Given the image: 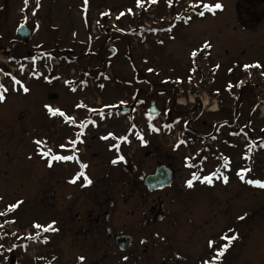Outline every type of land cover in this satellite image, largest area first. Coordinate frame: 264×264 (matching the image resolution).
Masks as SVG:
<instances>
[{
	"label": "rangeland",
	"instance_id": "1",
	"mask_svg": "<svg viewBox=\"0 0 264 264\" xmlns=\"http://www.w3.org/2000/svg\"><path fill=\"white\" fill-rule=\"evenodd\" d=\"M149 1L157 4L156 11L154 9L149 15L143 13L136 21L142 18L148 19L149 16L157 20L158 16L170 15L168 23L163 25L164 32L160 34L161 45H156L149 34L145 37L148 39L143 42L141 38L132 39L129 35L124 36L121 32L114 31L113 28L118 24L120 31L133 25L131 15L126 14L119 19L117 17L118 11L123 7H131L136 14L137 0H88L87 5L84 0H39L38 8H36V0H29L26 7L24 0H0V36L3 41L15 36L16 28L24 22L23 17L27 18L28 14L30 18L28 25L35 31L27 46L20 42L15 46L13 55L22 58L27 54L28 48L35 52L39 50L44 52L40 55H31L34 60H37L36 57L39 56L37 61L40 63L38 65L36 61L31 60L29 64L35 73L32 74L33 79L30 83L23 85V88L29 89L27 93L19 89L22 83L20 81L16 83V80L8 74L3 76L0 83L8 89L7 92L0 89V93L5 96V99L0 102V186L2 187L11 177L12 187L6 186L5 196L10 198V193L14 192L17 194L15 199L22 201L17 206V219L12 225L16 235L14 243L17 246V264H31V262L33 264H124L125 257L132 262L134 256L135 260L140 258L147 260L146 263L139 262V264H162L163 260H172L171 255L170 257L165 255L162 243L161 247H158V242L156 249L160 248L158 252L160 251L162 257L151 256L153 248L152 241L149 239L150 234L146 237L148 242L142 240L146 244H143L147 250L145 254L138 252L142 246L140 240H138L139 244L134 245L128 253H119L116 248L109 249V240L102 234L106 226H109V220L106 221L103 217L91 221L89 225L93 230L92 233L98 235L94 237L97 240L95 241L97 249H94V244L89 243V236L74 234L78 226L75 228L71 220L73 218L68 215L69 204H62L58 195H56L55 203L46 199L48 195H45V191L50 189L46 184L57 186L58 180L69 175L60 167L55 168L52 174L42 175L46 171L42 169L43 161L39 157L40 153L49 147L50 141H53L54 149H59V143L63 142L62 139L67 133V130L60 125L61 118L57 116L47 118L42 107L48 101L49 93L52 92L58 95L55 104L64 115H68L71 108L80 101L79 98H84L87 106L98 105L96 110L100 108V111L97 117L109 118V133L113 134L114 139H116L114 136H123V133H127L128 140L132 138L122 143L121 148L127 151L131 145V148L135 149L134 155L139 153L138 133L144 138L140 148L142 153H148L149 142L153 141L161 151L183 154L188 159L189 154H197L196 141L199 139L196 134H209L213 128L210 125L213 121L229 122L236 119L240 122L243 119H252L253 121L249 123L255 125V130L257 127L258 132V137L254 138L256 148L251 149L250 144H241L230 138V128L225 126H223V139L215 140L214 145L210 146L211 152L219 155L223 163L227 161L229 165L227 171L222 168L220 161L210 165L211 170L213 168L215 171L218 170L216 179H212V187L219 185L218 188H222L221 191L225 190L224 198H222L221 206L212 211L211 205L207 206L205 201L208 198L211 204L212 197L216 193H212L213 190L205 191L206 186H209L208 183L194 180L198 184L193 186L191 213L194 224H200V226H195V234L188 230L183 238L174 239L171 248L179 249L177 254L180 256L173 259L176 263L172 261L169 264H204V261L213 260L217 250L223 244L229 243L222 237L232 233L237 234L238 238L230 242L223 256L214 263L264 264V189L246 183L249 179L264 180V107L260 106V109L254 111L252 100L253 98H259L262 101L264 99V75H262L264 58L256 59L248 52L240 51L241 46L245 50L250 49V45L246 43L249 33L245 31L247 36L243 43H239L236 38L238 31L233 29L235 20L233 0H219L223 4V10H215L214 14L203 8V3L214 4L216 0ZM187 1L195 3V8L191 5L184 6V2ZM166 7H170L169 13ZM33 9H35V15H33ZM199 11H204L205 15L203 17L197 15ZM189 13L192 16H189ZM172 15L176 19L171 21ZM94 22L95 27H93ZM113 36L117 37L112 38ZM205 41L211 44L210 48L204 47ZM108 45L116 48L115 54L111 57L106 51ZM194 50L195 56L191 55ZM85 51L92 54L91 63L94 66L95 59L96 62L100 60L104 62L103 71L97 73V76L102 75L101 81L98 80L101 84L93 78L91 81L94 87H87L86 82L89 79H85L88 77L84 78L85 73H82L89 61L85 57L87 54L81 56ZM61 53L78 57L70 63L59 57ZM52 58L61 60L57 65L58 71L55 70L57 67ZM254 62H259L261 67L259 69L243 67L245 64L252 65ZM148 69L153 71L149 72ZM59 72L71 82L73 78H76L75 76L79 75L83 82L82 90L75 92L72 90L75 87L74 84L71 86L58 83ZM189 77H191L190 82ZM177 78L180 80L179 83L176 82ZM202 79L209 82L204 84ZM199 83H202L200 85L205 88L202 90L204 94L199 92L202 103L204 99H208L209 104L205 106L206 109L194 113L186 110V114L193 119L192 131L186 136L191 140L184 142L179 148L174 147L175 149L169 148L173 142L172 136L171 139L166 140L168 147L160 144L154 136L150 135L151 132L147 133L152 127H146L144 121L145 126L141 123L142 118L146 117L148 101L154 98L163 106L167 101L170 103L175 94L184 92L189 86L192 88L194 85L199 86ZM137 87H139L138 92ZM212 92L217 94L218 98ZM126 94L129 98L135 95V103L144 108L142 116L119 112L116 104L118 99L124 98ZM174 104L178 107L177 102ZM213 104L217 105L215 109H212ZM217 109L219 113L216 112ZM213 111L215 112L211 113ZM125 118L129 120L126 121ZM170 122L169 120L168 123ZM127 124L130 130L128 132V129H125ZM250 127L253 128V126ZM220 133L216 135L217 138L220 137ZM37 139L42 141L40 145L34 143ZM93 139L95 137H91L90 142L95 141ZM100 144L104 145V143ZM232 146L236 147L238 158L233 155ZM244 153L247 157H243ZM150 159L152 158L149 156L141 157L138 164L142 165L145 160V166L149 165ZM238 173L239 177H244V180L235 179ZM47 176H50L52 183L47 182ZM204 176L209 174L204 173L201 178ZM224 176L228 177L227 183L223 182ZM52 196V189H50L48 198ZM147 206L148 204L146 208ZM132 207V204H114L110 212L115 227L119 228L123 223L127 227L131 223L142 221V214L130 213L133 210ZM209 211L214 214L211 213L208 216ZM218 214L221 216L219 217ZM241 215L245 218L237 219ZM55 218L61 219L60 223L64 225L65 233L53 236L33 226L34 222L47 226L51 219ZM205 218L208 220L207 224L202 225ZM55 223L57 225L59 221ZM39 230L48 233V235H42L49 238L48 244H40L37 241L25 243V236L35 237ZM229 230L232 231L229 232ZM171 233L169 231L166 235ZM85 241L88 244L84 245ZM181 241H183L182 245L184 242L187 244L186 248L181 247ZM209 241L214 242L211 247H209ZM0 247H3V244H0ZM50 252L58 253L59 257L52 256ZM81 256L84 257L83 261L78 259Z\"/></svg>",
	"mask_w": 264,
	"mask_h": 264
},
{
	"label": "flooded vegetation",
	"instance_id": "2",
	"mask_svg": "<svg viewBox=\"0 0 264 264\" xmlns=\"http://www.w3.org/2000/svg\"><path fill=\"white\" fill-rule=\"evenodd\" d=\"M233 2L235 14L234 30L238 31L236 38L239 43H243L247 36L246 33H249L246 43L250 45V49L245 50L241 46L240 51L242 53L248 52L256 59L264 58V0H233ZM77 111L80 115L73 118L74 123L66 120L62 124L63 129H66L67 133L62 139L63 142L59 144H63L65 147L59 150H52V154L74 156L76 159L54 161L52 167H48L46 161L50 157H42V152L39 156L43 161L42 169L46 171L42 175L52 174L53 170L58 167L69 174L64 176L62 180H58L57 186L46 184L52 189L53 196L48 198L50 189L45 191V195H48L46 199H49L52 203H55L57 200L56 195H58L62 204H69L68 215L73 218L71 220H73L75 228L78 226L74 234L83 235L84 237L89 236V243H93L94 249H97L95 244L97 240L94 237L98 235H95L94 232L92 233L93 230L89 225L91 221L99 220L103 217L104 220H109V226L107 225L105 231L102 232L109 240V249L113 250L116 248L119 253H128L134 245L139 244L138 240H146L148 242L146 237L150 234L149 239L152 241V251H154L156 257H160V252L155 251L157 242L159 243L158 247H160L161 243L164 246H170L174 239H181L187 235L188 230L194 233L195 224L192 218L191 206L194 194L193 186L197 184H193L189 188L185 182L192 179L195 168L198 172L199 168L190 164L183 154L161 151L153 141L149 142L148 153H142L140 148L144 138L140 136V133H138L139 143L137 147L140 153L138 155H134L135 149H132V152H127L124 148H121L122 143H119L118 138H112L113 140L109 144V138L106 140L101 139V137L107 136L109 133V118L97 117L96 111L83 103L80 104ZM128 125L125 126L126 130L129 127ZM124 135L125 133L121 136L125 137ZM91 137H95L93 139L95 141L90 142ZM73 140L77 141L74 146L70 143ZM80 141L83 142L81 143ZM100 143H104V145L101 146ZM112 145H118V148L110 147ZM48 150L45 149L43 151ZM117 155H123L125 159L113 165L110 161ZM147 156L152 158L148 161L149 165L145 166V160H143L142 165L138 164V160L141 157ZM81 165H86L87 167L82 168ZM159 165L165 167L163 171L166 175H162L158 181L146 185V177L153 174ZM115 168L118 171L114 170ZM205 168H208L207 160ZM79 172H84L92 183L87 187H82L83 177H79L76 183H70L69 181ZM49 177L47 176L46 180L48 183H52ZM11 179L9 177L2 187L0 186V212H5V215L0 216V244H3V247H0V257L2 258L0 264H17L18 257L16 253L17 246L14 243L16 235L12 229V225L17 219V208L12 212L6 211L7 206L17 202V198L15 199L17 194L13 191V194L10 193V198L5 196L6 186L12 187ZM166 182L169 183L164 187H160ZM155 186L159 187L150 189L155 188ZM218 187H206L205 189L207 192L213 190L212 193H216L212 197L214 201L212 200L211 204L208 198L205 201L207 206L208 204L211 205L212 211L221 206L222 198L225 195V190L221 191L222 188ZM135 194L136 196H134ZM119 203L123 205L132 204L133 210L130 213L142 214V221H138L135 224L131 223L127 227L124 223L119 228L115 227L112 223L110 210L114 204L117 205ZM146 204H148L147 208ZM210 213L213 212L209 211L207 215L209 216ZM218 216L220 217L221 214H218ZM51 220L59 221L57 225L56 223L53 225L57 229V231L51 232L53 236L65 233V227L60 223L61 219L55 218ZM207 221L205 218L203 224L206 225ZM139 228L142 229L139 230ZM169 231L172 232L171 235H166ZM38 233L39 235H36V237H28V241L48 244L49 239H47V242H43V232L39 230ZM128 243L129 247L127 249H119L124 248ZM83 244H88V242L85 241ZM143 244L145 243H142L138 252L145 254L147 250ZM50 253L52 256L59 257L56 252ZM133 258L135 256L132 257V262L129 261V258L123 259V263L139 264V262L146 263L147 261L141 258L137 260ZM31 264L33 263L31 262Z\"/></svg>",
	"mask_w": 264,
	"mask_h": 264
},
{
	"label": "snow or ice",
	"instance_id": "3",
	"mask_svg": "<svg viewBox=\"0 0 264 264\" xmlns=\"http://www.w3.org/2000/svg\"><path fill=\"white\" fill-rule=\"evenodd\" d=\"M28 2H29V0H24L25 7L27 6ZM139 2H140V0H137V3L138 4H139ZM84 3H85V5H87L88 0H84ZM39 6H40L39 5V0H36V8H38ZM191 6L193 8H195V5H191ZM203 8L206 9L209 13H213L214 14L215 13V10H223V4L220 3L219 0H216V2L214 4L203 3ZM129 12H131V9H129ZM33 15H35V9H33ZM101 15H106V13H101ZM123 15H124V13H120V16H123ZM197 15L203 17L205 15V12L204 11H199L197 13ZM117 19H119V16L117 17ZM189 19H191V17H189ZM204 47L210 48L211 47V44L209 42L205 41L204 42ZM191 55L195 56L196 55V51L194 50ZM243 67L245 69H249V68H257V69H259L261 67V65H260L259 62H254L252 65L245 64V65H243ZM148 71L151 72V71H153V69H148ZM229 71H231V69H229ZM262 75H264V73H262ZM188 79H189V82H190L191 81V77H189ZM176 82L177 83L180 82L179 78H177V81ZM16 83H19V81H16ZM237 86H239V85H237ZM101 87H103V86L101 85ZM229 87H231V84H229ZM0 89H3L4 92H7L8 91V89L7 88H4V86L2 84H0ZM23 91L25 93H27L29 91V89L27 87H24L23 88ZM4 99H5V96L2 93H0V102H2ZM45 108H47L48 111L50 113H52L53 115L64 116L63 111H61L59 109L53 110L48 105H45ZM66 119L69 122H73V123L75 122L72 117H66ZM81 127H83V125H81ZM153 131H156V129L154 128ZM111 136H113V134L112 133H108L107 136L101 137V139H105L106 140V139H108ZM120 139H123V140L127 141V138L126 137H121ZM141 140H142V137H141ZM80 142L82 143L83 141H80ZM34 143H36L37 145H40L42 143V141L39 140V139H37V140L34 141ZM70 143H71V145L74 146L77 143V141L76 140H73ZM180 143H184V142L181 141ZM59 147L60 148H64L65 145L61 144V145H59ZM110 147H116V148H118V145H112ZM41 155H42V157H50L46 161L48 167H52V164H53L54 161L60 162V161H68V160H74V159H76V157H74V156L52 154V150L51 149H49L48 151H43L41 153ZM124 159H125V157L123 155H117L110 162L113 165H115L118 162L124 161ZM81 167L82 168H86L87 166L86 165H81ZM212 175H215V173H213ZM238 175H239V173H238ZM79 177H83V183L81 184L82 187H87L88 185H90L92 183L91 179L84 172L77 173V175L74 176L69 182L70 183H76V181H77V179ZM193 178H195V176ZM240 179L241 180H244V177L243 176H240ZM201 182H206L208 184H211L212 183V179L210 178V176H204ZM223 182L224 183H227L228 182V177L227 176H224L223 177ZM185 183L187 184V186L189 188H191L193 186V180L192 179L187 180ZM246 183H248L251 186L264 189V180H260V179H249V180L246 181ZM21 203H22V201H17L15 204H12V205L7 206L6 211L7 212L14 211L17 208V206L20 205ZM3 215H5V212H0V216H3ZM246 215L247 214H245V216ZM245 216L237 217V219L243 220L245 218ZM53 225H55V221L50 222L47 226H41L40 224L34 222V225L33 226L36 229H42L43 231H46V232H54V231H57V229L55 227H53ZM231 231L232 230H229V232H231ZM38 235H39V233H37V236ZM29 238H33V237H31V235H30ZM237 238H238V235L235 234V233H232L231 235H224L222 237V239H224L226 241H229V243L223 244L217 250L216 256L213 257V262H215L217 259H219L221 256H223L225 250L230 246V242L236 240ZM43 242H47V237H44V241ZM141 243H143V241H141ZM213 243H214L213 241H209V247H211ZM13 247H15V245H13ZM78 259L80 261H83L84 260V257L81 256ZM124 259H127V258L125 257ZM204 264H208V261H204Z\"/></svg>",
	"mask_w": 264,
	"mask_h": 264
},
{
	"label": "water",
	"instance_id": "4",
	"mask_svg": "<svg viewBox=\"0 0 264 264\" xmlns=\"http://www.w3.org/2000/svg\"><path fill=\"white\" fill-rule=\"evenodd\" d=\"M17 34H19L25 41L27 40V38L29 36L28 30L23 25L19 27ZM110 50L113 51V49H110ZM53 98L55 99L56 96L55 95L50 96V99H53ZM148 112L150 115H155L157 113V109H154V102L151 103V106H150ZM163 169H164L163 166L162 167L158 166L155 174L149 175L146 177L145 183L148 185L149 183H152L154 181H158L160 179V177L162 175H164Z\"/></svg>",
	"mask_w": 264,
	"mask_h": 264
}]
</instances>
